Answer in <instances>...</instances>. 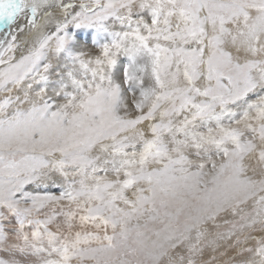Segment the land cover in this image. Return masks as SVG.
I'll use <instances>...</instances> for the list:
<instances>
[{
  "label": "snow or ice",
  "instance_id": "1",
  "mask_svg": "<svg viewBox=\"0 0 264 264\" xmlns=\"http://www.w3.org/2000/svg\"><path fill=\"white\" fill-rule=\"evenodd\" d=\"M0 264H264V0H0Z\"/></svg>",
  "mask_w": 264,
  "mask_h": 264
}]
</instances>
